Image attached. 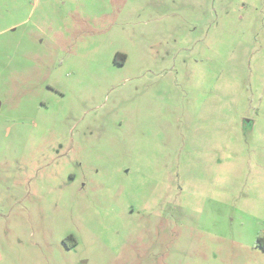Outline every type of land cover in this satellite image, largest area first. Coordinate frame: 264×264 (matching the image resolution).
Returning <instances> with one entry per match:
<instances>
[{
	"label": "rangeland",
	"instance_id": "1",
	"mask_svg": "<svg viewBox=\"0 0 264 264\" xmlns=\"http://www.w3.org/2000/svg\"><path fill=\"white\" fill-rule=\"evenodd\" d=\"M263 243L264 0H0V264Z\"/></svg>",
	"mask_w": 264,
	"mask_h": 264
},
{
	"label": "trees",
	"instance_id": "2",
	"mask_svg": "<svg viewBox=\"0 0 264 264\" xmlns=\"http://www.w3.org/2000/svg\"><path fill=\"white\" fill-rule=\"evenodd\" d=\"M114 60L116 62L122 64L124 62V60H125V54L124 53H117V54H115ZM262 247L264 248V243L262 244Z\"/></svg>",
	"mask_w": 264,
	"mask_h": 264
}]
</instances>
